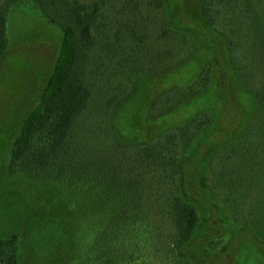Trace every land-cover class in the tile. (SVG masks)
<instances>
[{"label": "trees", "instance_id": "16d2710c", "mask_svg": "<svg viewBox=\"0 0 264 264\" xmlns=\"http://www.w3.org/2000/svg\"><path fill=\"white\" fill-rule=\"evenodd\" d=\"M21 1L0 0V60L7 15ZM195 1L204 25L223 40L231 85L250 101L239 136L209 160L208 190L233 223L264 238V0ZM33 2L61 41L39 101L12 141L8 172L73 189L100 218L70 264H133L142 239L162 253V264H196L190 245L200 217L182 193L181 163L221 120L225 95L211 94L219 61L163 91L147 112L187 108L185 121L127 142L114 124L117 109L148 76L184 69L200 35L173 27L165 0ZM21 237L0 238V264H67L23 254Z\"/></svg>", "mask_w": 264, "mask_h": 264}, {"label": "rangeland", "instance_id": "374dc122", "mask_svg": "<svg viewBox=\"0 0 264 264\" xmlns=\"http://www.w3.org/2000/svg\"><path fill=\"white\" fill-rule=\"evenodd\" d=\"M165 2L173 27L200 35L193 37L195 57L184 69L145 78L133 97L117 109L114 124L122 140L141 142L168 125L185 121L190 115L187 108L178 107L167 116L152 117L147 112L163 91L187 83L206 62L219 61L214 66L211 94L225 95L221 120L209 141L195 148L196 143L188 146L181 163L182 193L195 203L200 217L190 252L196 264H264V238L249 226L233 223L208 190L209 160L220 144L239 136L250 101L231 85L223 40L204 25L196 1ZM6 27L8 44L0 60V238L19 232L23 254L34 252L40 260L50 257L70 264L100 218L90 216L73 189L46 185L40 178L7 170L11 144L22 119L38 103L53 69L61 31L40 14L33 0L18 3L8 13ZM145 242L140 241L141 255L133 264H162V253Z\"/></svg>", "mask_w": 264, "mask_h": 264}]
</instances>
